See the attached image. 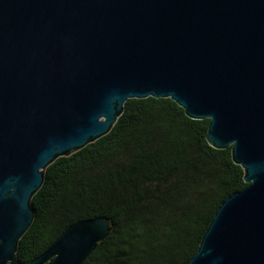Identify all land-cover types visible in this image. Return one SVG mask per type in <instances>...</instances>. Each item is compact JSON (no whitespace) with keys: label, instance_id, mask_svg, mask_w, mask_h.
<instances>
[{"label":"water","instance_id":"95a60500","mask_svg":"<svg viewBox=\"0 0 264 264\" xmlns=\"http://www.w3.org/2000/svg\"><path fill=\"white\" fill-rule=\"evenodd\" d=\"M149 96L210 118L249 183L188 264H264V0H0V264H23L45 169ZM111 228L74 223L28 264H83Z\"/></svg>","mask_w":264,"mask_h":264},{"label":"trees","instance_id":"16d2710c","mask_svg":"<svg viewBox=\"0 0 264 264\" xmlns=\"http://www.w3.org/2000/svg\"><path fill=\"white\" fill-rule=\"evenodd\" d=\"M209 126L171 97L129 98L107 134L45 169L18 259L28 264L74 223L102 216L111 231L83 264H188L222 203L249 185Z\"/></svg>","mask_w":264,"mask_h":264}]
</instances>
